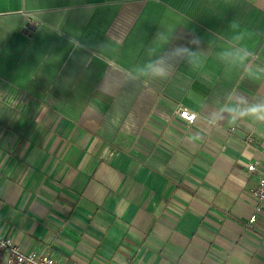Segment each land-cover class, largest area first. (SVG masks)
I'll return each mask as SVG.
<instances>
[{"label":"crops","instance_id":"1","mask_svg":"<svg viewBox=\"0 0 264 264\" xmlns=\"http://www.w3.org/2000/svg\"><path fill=\"white\" fill-rule=\"evenodd\" d=\"M169 29L202 38L204 68L128 82ZM239 31L264 62V0H0V239L66 264H264V136L177 115L264 99L211 54Z\"/></svg>","mask_w":264,"mask_h":264},{"label":"clouds","instance_id":"2","mask_svg":"<svg viewBox=\"0 0 264 264\" xmlns=\"http://www.w3.org/2000/svg\"><path fill=\"white\" fill-rule=\"evenodd\" d=\"M232 28L238 29L239 24L233 23ZM248 35L244 31L235 32L224 46L211 54L227 70H238L242 78L264 80V62L256 63L257 54L245 43ZM68 43L77 52L87 47L74 38H70ZM146 51L149 59L145 63L123 70V76L128 82L166 80L177 62H184L191 71H200L208 60V53L202 47V38L194 32L186 33L171 29L158 31L154 36V45L149 46ZM81 62L86 67L91 64V59L83 56ZM119 119L117 114L110 123L115 126ZM189 119L192 121L202 119L208 128L219 127L225 121L231 126L250 121L258 134L264 136V99L250 101L233 90L226 94L223 103L216 101L206 115L193 113ZM190 139L192 141L202 139L201 133H195Z\"/></svg>","mask_w":264,"mask_h":264},{"label":"built area","instance_id":"3","mask_svg":"<svg viewBox=\"0 0 264 264\" xmlns=\"http://www.w3.org/2000/svg\"><path fill=\"white\" fill-rule=\"evenodd\" d=\"M177 115L186 123H193L189 118L193 115L183 108L177 109ZM257 163H252L247 166V171L256 172ZM256 185L250 190L251 195L259 204H264V168H259ZM256 217L252 215L248 220V225L255 222ZM0 264H66L63 258H57L46 253H24L20 248L8 239H0Z\"/></svg>","mask_w":264,"mask_h":264}]
</instances>
